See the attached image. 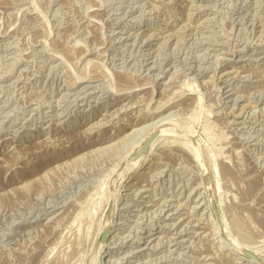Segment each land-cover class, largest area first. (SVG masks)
Masks as SVG:
<instances>
[{"label":"rangeland","instance_id":"1","mask_svg":"<svg viewBox=\"0 0 264 264\" xmlns=\"http://www.w3.org/2000/svg\"><path fill=\"white\" fill-rule=\"evenodd\" d=\"M228 244L264 258V0H0V264H242Z\"/></svg>","mask_w":264,"mask_h":264},{"label":"bare ground","instance_id":"2","mask_svg":"<svg viewBox=\"0 0 264 264\" xmlns=\"http://www.w3.org/2000/svg\"><path fill=\"white\" fill-rule=\"evenodd\" d=\"M207 28V27H206ZM233 72V71H232ZM249 75V74H248ZM247 77V76H246ZM82 81V80H81ZM197 87V86H196ZM154 89V88H153ZM231 89V88H230ZM190 90H192V91H194L196 94L195 95H198V91L200 90L199 89V87H197V89L196 88H194V89H190ZM189 90V91H190ZM186 91V90H185ZM194 92H192L193 94H194ZM227 93H229V92H227ZM227 93H225V92H223V95H226ZM154 94V93H153ZM180 96V95H179ZM223 99V98H222ZM236 99V98H235ZM199 101L201 102V98L199 99ZM261 101V100H260ZM199 103V102H198ZM226 103V102H225ZM160 108V107H159ZM117 115V114H116ZM115 115V116H116ZM135 115V114H134ZM240 115V114H239ZM161 118V117H160ZM159 118V119H160ZM164 118V117H163ZM142 120H143V118H142ZM157 120V119H156ZM168 121V120H167ZM155 122V121H154ZM162 122H163V120H162ZM169 122V121H168ZM102 123V122H101ZM158 123H160V122H158ZM157 123V124H158ZM136 124V123H135ZM153 124V123H152ZM163 124H164V122H163ZM151 125V124H150ZM156 125V124H155ZM160 126H161V124H159ZM158 125V126H159ZM167 125V124H166ZM133 126V125H132ZM173 126V125H172ZM150 127H152V126H149V128ZM155 127V128H154ZM153 128L154 129H156L157 128V126H154ZM174 127V126H173ZM179 127V126H178ZM148 128V125H146V121H142V123H140V124H138L137 126H134L133 128H131L129 131H128V135H127V137L126 138H128L129 137V139H130V137L131 138H133L134 137V135H136V136H138L139 134H141L144 130H146ZM172 128V127H171ZM174 128H176V126L174 127ZM191 127H187V129L185 130V127H184V129H181L180 128V130H184V132H185V134H183V138H185V140L184 141H175V142H172L174 145L176 144V151L179 153V154H185V157H186V155L188 156V157H190V159H192L191 157L192 156H190V154H188V151L190 150L191 151V153H192V155H194V157L196 158V162H197V165H198V168H197V176H198V178H199V183H198V187H196V189L197 190H195V191H198L200 194H201V196L200 197H202L203 196V201H204V205L206 206V210H208V214L210 215V217H213V214L211 213L210 214V210H211V208H212V212H213V207H212V201H213V196H212V194H210V189H212V187H213V192H214V196H215V199H216V201H217V205H218V208L219 209H221V207H223V205L225 204V197H224V195H223V193L221 192H219V191H222L221 189V187H222V185H221V180H220V169H221V167L219 168L218 166V158L216 159L215 157H216V155L212 152L211 154V156H210V159H209V163H208V161H207V159H206V157H205V155H204V148H203V150H201L200 149V147H199V145L197 144V142H196V140L194 139V137L195 136H197L196 134L197 133H195L194 132V130L193 131H191V129H190ZM189 129H190V131H189ZM164 130V129H163ZM175 130V131H174ZM173 131L174 132H177L176 131V129H174ZM154 131V130H153ZM156 131H159V130H157L156 129ZM162 131V130H161ZM145 132V131H144ZM143 132V133H144ZM147 133H152V132H149L148 130L146 131ZM168 132V131H167ZM174 132H172V133H174ZM181 132V131H180ZM85 133V132H84ZM146 133V134H147ZM155 133H158L159 134V132H155ZM154 133V134H155ZM125 134V133H124ZM146 134H143V136L144 135H146ZM153 134V135H154ZM158 134H157V136H158ZM166 134V133H165ZM168 134H171V133H168ZM123 135V134H122ZM151 135V134H150ZM153 135H151V137L153 136ZM159 135H161V134H159ZM175 135H177V134H175ZM117 136V135H116ZM115 136V137H116ZM125 136V135H124ZM133 136V137H132ZM135 136V137H136ZM141 136V135H140ZM156 136V137H157ZM162 137H164V135H161ZM166 136V135H165ZM180 136V135H179ZM178 136V137H179ZM145 137V136H144ZM146 137H147V135H146ZM150 137V138H151ZM155 137V138H156ZM121 138V137H120ZM141 138H143V137H141ZM150 138L148 139V140H150ZM154 138V142L152 141V148H153V146H155L158 142H160L159 140L160 139H162L161 137L160 138H157V139H155ZM175 138V137H174ZM179 138H181V137H179ZM135 139V138H134ZM173 139V138H172ZM177 139V138H176ZM109 140H110V138H109ZM121 140L123 141V139L121 138ZM135 140H137V138L135 139ZM167 140V139H166ZM124 141H125V138H124ZM163 141H165V138H163ZM162 141V142H163ZM174 141V140H173ZM200 141V140H199ZM121 142V141H120ZM139 142V144H140V142H141V144H142V142H144V141H138ZM166 142V141H165ZM164 142V143H165ZM168 142V141H167ZM101 143H103V142H101ZM169 144H171L170 143V141L168 142ZM108 144H110V143H108ZM138 144V145H139ZM160 144H162L163 145V143H160ZM159 143H158V146H160L161 147V145H160ZM168 144V145H169ZM144 145V144H143ZM112 146V145H111ZM141 146V145H140ZM151 146V145H150ZM164 146V145H163ZM173 146V145H172ZM202 146V145H201ZM159 147V148H160ZM108 148H110V147H108ZM151 148V147H150ZM151 148V149H152ZM158 148V149H159ZM104 149V148H103ZM155 149V148H154ZM173 149H174V147H173ZM186 149V150H185ZM187 149H188V151H187ZM150 150V149H149ZM156 150H157V147H156ZM176 151H173V152H176ZM149 152V151H148ZM150 152H152V151H150ZM177 152H176V154H177ZM190 153V152H189ZM173 154V153H172ZM180 155V156H181ZM146 156V155H145ZM183 156V155H182ZM139 157V156H138ZM138 157H136L135 159H137ZM193 157V158H194ZM132 158V157H131ZM194 160V159H193ZM144 157L142 156V158L141 159H139V160H137V163H136V165H134L135 166V170H137V169H139V168H141L142 166H143V164H144ZM195 162V161H194ZM211 163V166H212V168H210L209 167V164ZM196 164V163H195ZM220 164V163H219ZM221 165V164H220ZM141 170V169H140ZM222 172V171H221ZM206 173H208V174H210V176H211V179H212V186L211 187H208V185H206V183H205V179H204V183H205V186L207 187V188H205V187H203L202 185H203V178L205 177V174ZM142 174V173H141ZM159 178V177H158ZM135 184V183H134ZM134 186V185H133ZM109 189V188H108ZM208 191V192H207ZM106 193V192H105ZM105 193H103V194H105ZM208 193V194H207ZM220 193V194H219ZM111 194H112V191L110 190V192H109V195L111 196ZM191 194V193H190ZM219 194V195H218ZM107 195V194H106ZM211 195V196H210ZM110 196L108 197V199H107V202H108V204H109V202H110ZM102 197H103V195H102ZM101 197V198H102ZM104 197H105V195H104ZM107 197V196H106ZM119 198V196H117V198L116 199H118ZM105 199V198H104ZM100 200V199H99ZM102 201H100V203L101 202H104L103 201V199H101ZM89 202V201H88ZM116 202H117V200H116ZM210 202H211V205H210ZM179 203V202H178ZM102 204V203H101ZM100 204V205H101ZM99 205V206H100ZM98 208V207H97ZM99 210V209H98ZM222 210V209H221ZM222 212V211H221ZM115 213V212H114ZM221 215V214H220ZM224 217V216H223ZM183 219V218H182ZM209 221V220H208ZM224 221V220H223ZM213 222H214V224H215V226L216 227H218V224H221V219L219 220V222H218V219L216 218H213ZM105 226V225H104ZM215 226L212 224V227H214L215 228ZM105 228V227H104ZM103 228V229H104ZM113 226H111V222H109L108 224H107V227L104 229V230H108V234H109V231H112L113 230ZM218 230L220 229L219 227L217 228ZM104 230H103V232H104ZM102 232V233H103ZM217 232V231H216ZM218 233V232H217ZM224 233L226 234V233H228V231H227V229L226 228H224ZM219 234V233H218ZM107 238V237H106ZM224 240V239H223ZM221 242V241H220ZM223 242V241H222ZM103 245L101 246V250H100V255H99V257H98V259L96 260V264H105V260L103 259V257H102V249H103ZM238 247H236V249H237ZM235 248H233V245L232 244H228L227 245V249H226V251H227V253L229 254V252H230V250L233 252V257L235 258V260H238V261H241V263L242 264H261L262 263V261L264 262V258H257L256 256H258V252H256V251H253V249L254 248H249L248 250H251L254 254H256V256H255V258H257V259H255V258H251V259H249V258H247V256H246V254H245V252H246V249H238V250H236ZM223 258V257H222ZM256 261H259L260 263H258V262H256ZM110 262V261H109ZM108 264V263H107Z\"/></svg>","mask_w":264,"mask_h":264},{"label":"water","instance_id":"3","mask_svg":"<svg viewBox=\"0 0 264 264\" xmlns=\"http://www.w3.org/2000/svg\"><path fill=\"white\" fill-rule=\"evenodd\" d=\"M157 134H158V133H155V134L150 138V140H148V141L144 144V146L139 150V153L137 154L136 157H138V156H140V155H142V154H145V153L148 151V149H149V147H150L152 141H153L154 138L157 136ZM204 179H205V183H206V185H208V187H211L210 178H209L208 173L205 174ZM209 192H210V194H212V196H213L212 189H210ZM210 196H211V195H210ZM212 207H213V210H214L215 215L218 217V213H217V210H216V204H215L214 200L212 201ZM107 235H108V230L106 229V230H104V232H103V234H102V241H103V242L105 241ZM245 254H246V256H247L248 258H255L254 254H252V253H250V252H248V251H246ZM255 259H257V258H255Z\"/></svg>","mask_w":264,"mask_h":264}]
</instances>
